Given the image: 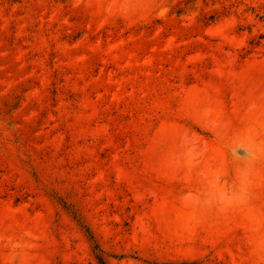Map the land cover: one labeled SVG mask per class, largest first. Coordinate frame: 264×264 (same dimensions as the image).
Masks as SVG:
<instances>
[{
    "label": "rangeland",
    "instance_id": "obj_1",
    "mask_svg": "<svg viewBox=\"0 0 264 264\" xmlns=\"http://www.w3.org/2000/svg\"><path fill=\"white\" fill-rule=\"evenodd\" d=\"M264 264V0H0V264Z\"/></svg>",
    "mask_w": 264,
    "mask_h": 264
},
{
    "label": "trees",
    "instance_id": "obj_2",
    "mask_svg": "<svg viewBox=\"0 0 264 264\" xmlns=\"http://www.w3.org/2000/svg\"><path fill=\"white\" fill-rule=\"evenodd\" d=\"M100 261H101V264H106L105 261H103L102 259Z\"/></svg>",
    "mask_w": 264,
    "mask_h": 264
}]
</instances>
